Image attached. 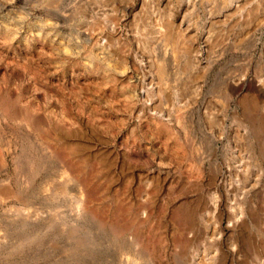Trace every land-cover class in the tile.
<instances>
[{
	"label": "rangeland",
	"instance_id": "obj_1",
	"mask_svg": "<svg viewBox=\"0 0 264 264\" xmlns=\"http://www.w3.org/2000/svg\"><path fill=\"white\" fill-rule=\"evenodd\" d=\"M256 258L264 0H0V264Z\"/></svg>",
	"mask_w": 264,
	"mask_h": 264
},
{
	"label": "bare ground",
	"instance_id": "obj_2",
	"mask_svg": "<svg viewBox=\"0 0 264 264\" xmlns=\"http://www.w3.org/2000/svg\"><path fill=\"white\" fill-rule=\"evenodd\" d=\"M61 177H63V176H61ZM196 205V204H195ZM250 256V255H249ZM256 256V255H255ZM260 259V258H259ZM254 264H261L260 262H259V260L256 258V259H254Z\"/></svg>",
	"mask_w": 264,
	"mask_h": 264
}]
</instances>
